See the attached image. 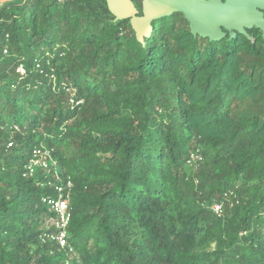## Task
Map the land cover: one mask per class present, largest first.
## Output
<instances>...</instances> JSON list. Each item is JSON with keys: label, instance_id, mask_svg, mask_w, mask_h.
<instances>
[{"label": "trees", "instance_id": "trees-1", "mask_svg": "<svg viewBox=\"0 0 264 264\" xmlns=\"http://www.w3.org/2000/svg\"><path fill=\"white\" fill-rule=\"evenodd\" d=\"M152 27L138 42L105 0H0V264H264L262 33ZM42 145L56 164L24 178ZM66 179L60 249L41 199Z\"/></svg>", "mask_w": 264, "mask_h": 264}, {"label": "water", "instance_id": "water-1", "mask_svg": "<svg viewBox=\"0 0 264 264\" xmlns=\"http://www.w3.org/2000/svg\"><path fill=\"white\" fill-rule=\"evenodd\" d=\"M114 22L128 20L138 42L153 31L152 22L180 13L193 36L221 41L225 30L230 38L258 29L264 39V0H142L141 15L131 0H105Z\"/></svg>", "mask_w": 264, "mask_h": 264}, {"label": "built area", "instance_id": "built-area-1", "mask_svg": "<svg viewBox=\"0 0 264 264\" xmlns=\"http://www.w3.org/2000/svg\"><path fill=\"white\" fill-rule=\"evenodd\" d=\"M20 75L25 73L22 66L17 69ZM73 105H78V102L71 100ZM10 146V145H9ZM52 149L45 146L34 148L31 152V157L24 167L23 177L33 178L39 171L50 172V163L55 165V160L52 155ZM201 161L199 149L191 153L188 165L195 168L197 163ZM72 183L65 180L59 186H55L56 194L54 196H45L41 199V204L47 208L51 218L48 220V227L51 229L49 233L44 234L43 242H52L58 245L60 249L67 246L68 240V227L70 223L69 201L72 189ZM222 205L216 203L213 206L214 213H221Z\"/></svg>", "mask_w": 264, "mask_h": 264}, {"label": "rangeland", "instance_id": "rangeland-1", "mask_svg": "<svg viewBox=\"0 0 264 264\" xmlns=\"http://www.w3.org/2000/svg\"><path fill=\"white\" fill-rule=\"evenodd\" d=\"M51 167L53 166L52 163H50ZM54 170V168H52ZM70 253L67 254V257L70 258Z\"/></svg>", "mask_w": 264, "mask_h": 264}]
</instances>
